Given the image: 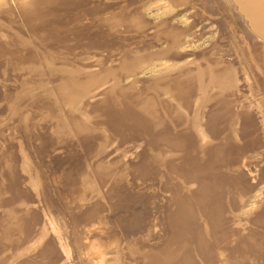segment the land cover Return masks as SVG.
Masks as SVG:
<instances>
[{
	"label": "rangeland",
	"instance_id": "374dc122",
	"mask_svg": "<svg viewBox=\"0 0 264 264\" xmlns=\"http://www.w3.org/2000/svg\"><path fill=\"white\" fill-rule=\"evenodd\" d=\"M232 2L0 0V264H264V40Z\"/></svg>",
	"mask_w": 264,
	"mask_h": 264
},
{
	"label": "water",
	"instance_id": "95a60500",
	"mask_svg": "<svg viewBox=\"0 0 264 264\" xmlns=\"http://www.w3.org/2000/svg\"><path fill=\"white\" fill-rule=\"evenodd\" d=\"M244 7L247 9L250 17L252 18L254 24H250L248 22V18L244 15V13L238 9L236 3L232 4L236 8L240 17L245 22L248 30L255 35L258 39L264 40V0H239Z\"/></svg>",
	"mask_w": 264,
	"mask_h": 264
},
{
	"label": "bare ground",
	"instance_id": "6f19581e",
	"mask_svg": "<svg viewBox=\"0 0 264 264\" xmlns=\"http://www.w3.org/2000/svg\"><path fill=\"white\" fill-rule=\"evenodd\" d=\"M233 2L236 3L238 9H240L244 13V15L246 16V18H248V22L250 24H254V26H256L255 23L253 22L252 18L250 17L247 9L244 7V5L239 0H233Z\"/></svg>",
	"mask_w": 264,
	"mask_h": 264
}]
</instances>
